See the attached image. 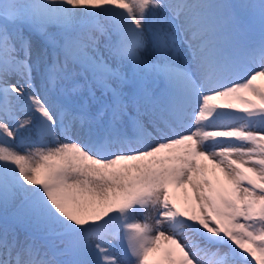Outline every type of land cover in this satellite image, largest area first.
<instances>
[{
	"label": "snow or ice",
	"instance_id": "1",
	"mask_svg": "<svg viewBox=\"0 0 264 264\" xmlns=\"http://www.w3.org/2000/svg\"><path fill=\"white\" fill-rule=\"evenodd\" d=\"M0 264H264V0H0Z\"/></svg>",
	"mask_w": 264,
	"mask_h": 264
},
{
	"label": "rangeland",
	"instance_id": "2",
	"mask_svg": "<svg viewBox=\"0 0 264 264\" xmlns=\"http://www.w3.org/2000/svg\"><path fill=\"white\" fill-rule=\"evenodd\" d=\"M232 2H239V0H232Z\"/></svg>",
	"mask_w": 264,
	"mask_h": 264
}]
</instances>
